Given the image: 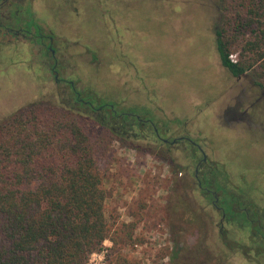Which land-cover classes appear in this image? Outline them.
<instances>
[{
    "label": "rangeland",
    "instance_id": "374dc122",
    "mask_svg": "<svg viewBox=\"0 0 264 264\" xmlns=\"http://www.w3.org/2000/svg\"><path fill=\"white\" fill-rule=\"evenodd\" d=\"M241 2L102 0L100 6L95 7L96 1L92 0L93 5L77 2L81 12L77 17L69 11L71 5L61 0H47L40 8L44 21L59 36L62 76L75 79V86L82 93H95L99 99L96 106L111 104L120 112L117 71L122 70L121 60L115 39L105 29L106 24L99 15L112 10L120 20V29L126 27L123 37L127 54L140 72L150 77L160 106L169 115L192 119L187 128L191 133L189 137L206 148L210 160H223L226 169L223 168L230 175L223 181L224 186L236 198L241 196L245 206L253 210L255 207L264 209V121L248 131L224 127L230 124L225 111L237 109V102L241 100L237 86L228 89L231 81L221 66L216 45V38H221L229 55L236 54L248 75L264 86L261 67L264 56L258 58L261 50H250L248 46L255 42L256 34L252 26L237 29L236 13H244L239 7ZM75 42L78 43L75 46L87 49L82 48L80 56L74 51L76 57L73 54ZM9 55V50L0 49V64L7 63ZM74 63L79 65L78 70H72ZM89 63L91 68L87 66ZM94 65L99 66L98 70ZM8 71L14 74L12 69ZM29 72L24 71L23 88H17L14 97L13 86L0 80V127L19 113L38 106L44 113L66 114L80 122L100 149L98 163L106 193L105 217L112 230L117 231V246L106 241L100 252L89 256L87 264H117V255L133 264H172L173 241L193 246L203 238L213 254V264H254L251 257L256 252L250 253L247 259L237 248L241 245L249 251L247 237H251V232L246 233L234 225L218 229L221 216L193 178L196 161L188 157L191 150L187 144L171 148L151 139L154 146L150 149L136 150L132 145L137 143L135 140L118 137L104 129L88 108L72 100L70 88L57 86L50 73L37 72L39 77L35 80ZM235 83L237 85L236 80ZM241 84H244L242 80ZM132 99L144 100L142 95ZM242 102L238 111L248 106L245 100ZM130 107L129 102L126 111ZM20 109L23 111L19 112ZM260 109L264 111V102L249 113L256 115ZM198 110L203 112L196 115ZM178 135L170 134L166 138ZM179 173L188 177L184 179ZM209 186L212 190L213 185ZM194 211L202 214V220L190 217ZM124 225H134L129 231L130 237ZM205 229L208 230L206 238L203 237ZM245 229L247 231L248 226ZM224 241L232 249L227 248ZM257 247L264 256V243H257Z\"/></svg>",
    "mask_w": 264,
    "mask_h": 264
},
{
    "label": "trees",
    "instance_id": "16d2710c",
    "mask_svg": "<svg viewBox=\"0 0 264 264\" xmlns=\"http://www.w3.org/2000/svg\"><path fill=\"white\" fill-rule=\"evenodd\" d=\"M242 1L239 7L244 16L236 13L237 29L252 26L255 42L248 46L261 50L258 58L262 59L264 0ZM216 45L224 68L245 71L242 63L230 62L221 38ZM261 67L264 69V60ZM95 117L104 129L117 135L115 118ZM89 135L72 117L44 113L38 106L0 127V264H87L89 256L100 252L106 241L116 248L117 231L105 217L100 149ZM236 216L245 220L243 212ZM190 217L202 220L196 211ZM123 227L130 237L134 225ZM248 240L249 251L240 243L237 248L247 259L256 252L251 261L264 264L263 252L257 247L264 243V226L256 225ZM204 241L193 246L173 241L171 263L213 264V254ZM225 246L230 248L227 242ZM116 263L133 264L121 255Z\"/></svg>",
    "mask_w": 264,
    "mask_h": 264
},
{
    "label": "flooded vegetation",
    "instance_id": "af4514ba",
    "mask_svg": "<svg viewBox=\"0 0 264 264\" xmlns=\"http://www.w3.org/2000/svg\"><path fill=\"white\" fill-rule=\"evenodd\" d=\"M46 1L0 0V49L10 51L9 58L6 61L7 63L0 64V80L4 79L13 86L11 90L13 97L17 88H20V90L23 88L24 79L22 76L24 75V71H30L29 73L33 75L35 80L39 77L37 76V72L45 75V71H47L51 74L57 86L62 84L70 88V97L72 100L74 99L76 104L88 108L93 118H96L95 116L97 115H102L105 121L115 118V125L117 126L118 132L117 136L135 140L137 143L132 144L134 149H150L154 146L151 139H155L160 144L167 145L171 148H179L181 145L187 144L191 150V154L188 157L191 161H196L193 178L196 180L198 188L202 190V194L207 196L213 208L221 216V220L217 224L219 230L223 229L225 225H234L240 226L246 233L251 232L252 235L255 232L256 225L260 227L264 226V218L262 217L264 209L255 207L252 210L248 208L242 201L241 196L236 198L235 194H231L227 190L226 185L224 186L223 181L228 180L230 175L224 170L225 165L222 163L223 160H210L205 152L206 148L204 149L189 137L191 133L187 132V128L192 119L169 115L160 106L159 99L155 97L152 90L153 85L150 77L140 72L134 59L126 52L123 37V32H126L124 31L126 27L124 26L123 30L120 29V20L113 15V11L109 9L108 11L110 13L102 11L99 15L106 24L105 29L115 39L116 49L121 60L122 70L117 71V85L120 89L118 102L122 107L120 112L111 104L96 106L95 102L98 103L99 99L95 93L91 91L82 93L75 86V79L65 78L64 75L62 76L61 70L64 67L59 57L60 50L57 42L59 36L54 33L51 25L47 21H44L41 15L40 5ZM61 1L64 4L71 5L69 6V11H72L75 16L81 15L80 6H76L78 5L77 2L81 3L82 1H86L93 5L92 0ZM95 1L96 4L94 3V6L99 7L102 0ZM63 37L65 36L63 35ZM75 44L78 43L75 42L73 44V54L75 57V52L78 56L83 54L82 48L84 51H87L85 46L80 47L75 46ZM75 64L72 70L79 69V65ZM87 66L91 68V63L89 65L87 64ZM98 67L94 65L95 70H98ZM10 69L13 70L14 74L8 71ZM225 70L228 72L231 81L228 89H234L237 86L241 102H237V109H227L225 111L227 122L231 125L229 124L224 127L236 129L239 127L242 131H248L251 126L253 127L256 124L259 126L264 121V111L261 112L260 109L254 115V113L250 114L249 110L257 109L258 105L260 104L261 106L264 102V86L251 78L246 70L240 73H235L226 68ZM235 80L237 81V85ZM241 80L244 82L243 85L241 84ZM42 85L43 82L40 86ZM138 95L143 96L144 100L142 102H137L135 99H132V97ZM252 98L254 99L253 101L251 100ZM242 100H245L248 106L244 107L242 111H238V107L243 104ZM129 102L132 104V107L128 108L130 109L129 111H126V105ZM20 111H23V109H20ZM200 112L198 110L196 115L200 114ZM124 119H127V121ZM257 120L259 123L255 122ZM221 126L223 125L221 124ZM170 134L179 135L170 139L166 138V135ZM213 154L216 157L215 153ZM185 168L187 169V167ZM180 169L184 170L181 166ZM179 174L184 176V179L188 177L187 174ZM210 184L213 185L212 190L209 189ZM239 212L245 214V220L236 216ZM245 226H248L247 231Z\"/></svg>",
    "mask_w": 264,
    "mask_h": 264
},
{
    "label": "built area",
    "instance_id": "2783aa9c",
    "mask_svg": "<svg viewBox=\"0 0 264 264\" xmlns=\"http://www.w3.org/2000/svg\"><path fill=\"white\" fill-rule=\"evenodd\" d=\"M228 58H229L231 63H233V64H237L238 63L236 54H230Z\"/></svg>",
    "mask_w": 264,
    "mask_h": 264
},
{
    "label": "crops",
    "instance_id": "0c3cea01",
    "mask_svg": "<svg viewBox=\"0 0 264 264\" xmlns=\"http://www.w3.org/2000/svg\"><path fill=\"white\" fill-rule=\"evenodd\" d=\"M222 66V65H221ZM223 67V66H222ZM224 68V67H223Z\"/></svg>",
    "mask_w": 264,
    "mask_h": 264
}]
</instances>
